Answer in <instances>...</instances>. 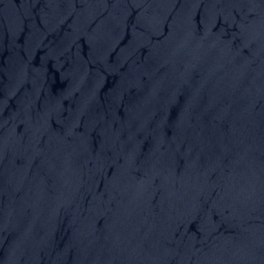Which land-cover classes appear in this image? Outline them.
Wrapping results in <instances>:
<instances>
[{
	"label": "water",
	"instance_id": "95a60500",
	"mask_svg": "<svg viewBox=\"0 0 264 264\" xmlns=\"http://www.w3.org/2000/svg\"><path fill=\"white\" fill-rule=\"evenodd\" d=\"M0 264H264V0H0Z\"/></svg>",
	"mask_w": 264,
	"mask_h": 264
}]
</instances>
